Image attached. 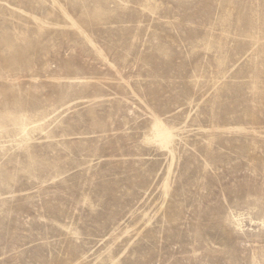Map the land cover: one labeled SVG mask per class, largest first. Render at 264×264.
Wrapping results in <instances>:
<instances>
[{"label":"rangeland","instance_id":"obj_1","mask_svg":"<svg viewBox=\"0 0 264 264\" xmlns=\"http://www.w3.org/2000/svg\"><path fill=\"white\" fill-rule=\"evenodd\" d=\"M57 2L0 0V264H264V0Z\"/></svg>","mask_w":264,"mask_h":264},{"label":"bare ground","instance_id":"obj_2","mask_svg":"<svg viewBox=\"0 0 264 264\" xmlns=\"http://www.w3.org/2000/svg\"><path fill=\"white\" fill-rule=\"evenodd\" d=\"M53 2L58 4L57 0H53ZM62 11L65 14V16L71 20L73 26H78L82 30L79 24L75 21V19L70 15V13L65 8H62ZM82 32H84V30H82ZM88 40L99 54L105 57V59L111 65L115 66L114 63L105 55L103 49L99 45H97L94 42V40H92L91 38H88ZM150 112H151V117H152V123L149 129V133L145 137V140L148 143L157 145L161 149L168 150L172 156V159L174 160L176 156L175 144L177 142V139L181 135L183 127L179 126L176 123L168 122L162 115L158 114L152 108H150ZM227 130L229 132H233V131L234 132H244V131H249L250 129L247 127H244L243 125H236V126L227 128ZM172 167H173V162L171 163L169 167L168 176L162 182L163 195L166 197L169 195L170 190H171L170 175H171ZM128 231L129 230L127 229L126 232Z\"/></svg>","mask_w":264,"mask_h":264}]
</instances>
